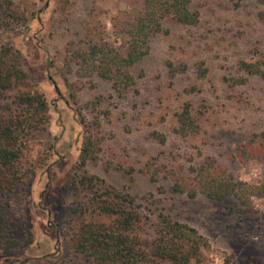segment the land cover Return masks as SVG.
<instances>
[{
  "label": "rangeland",
  "instance_id": "rangeland-1",
  "mask_svg": "<svg viewBox=\"0 0 264 264\" xmlns=\"http://www.w3.org/2000/svg\"><path fill=\"white\" fill-rule=\"evenodd\" d=\"M11 2L16 16L0 30V56L12 50L24 76L12 78L0 99V127L11 106L30 128L22 147L30 174L27 194L10 209L20 246L0 250V264H94L73 248L88 200L78 176L89 125L100 141L88 174L149 205L150 234L155 215L171 212L205 238L204 264H264V196L244 205L173 191L176 181H197L202 166L223 183L264 185V160L238 154L244 144L264 143V77L243 66L264 72L256 1L191 0L199 22L167 23L132 70V85L120 88L97 70L101 55L86 58L92 48L125 50L126 30L114 24L129 18L135 0ZM28 95H39L45 107L15 104L14 97ZM186 109L198 124L190 136L177 131Z\"/></svg>",
  "mask_w": 264,
  "mask_h": 264
},
{
  "label": "trees",
  "instance_id": "trees-1",
  "mask_svg": "<svg viewBox=\"0 0 264 264\" xmlns=\"http://www.w3.org/2000/svg\"><path fill=\"white\" fill-rule=\"evenodd\" d=\"M255 1L261 7L259 16L264 19V0ZM12 7L11 0H0V30L8 27L11 18L16 16ZM198 22L199 14L192 9L191 0H135L129 18L125 22L118 19L114 24L119 32L121 28L126 30L125 50H113L110 45L107 51L92 48L86 62L101 55L102 62L97 67L100 75L114 82L116 88L132 85V70L150 55L153 40L166 32L167 23L194 26ZM15 64L12 50H4L0 56V99L13 87L12 78L24 76H19ZM243 66L250 74L264 77L258 66L247 63ZM170 69H175L172 63ZM14 101L26 108L45 107L39 95L16 96ZM12 112L13 107L9 106L10 124L0 127V250H14L20 246V242H14L12 238L13 227L17 224L10 209L27 194L30 174L22 165L24 137L30 128ZM178 124L177 131L182 136L197 133L198 124L187 109L179 115ZM85 127L88 135L78 181L88 193V200L80 208V223L73 241L75 252L94 264H204L203 250L207 242L195 228L177 220L171 212H159L150 234L144 215L149 205L144 206L133 195L107 187L102 179L88 174L87 164L96 160L100 140L93 126ZM238 154L243 159L264 160V143L259 146L244 144L239 147ZM195 172L197 181L189 184L176 181L173 191L188 193L191 198H196L201 191L210 199L219 201L235 197L244 205L253 197L264 196V185L223 183L214 170L205 166ZM149 201L145 198L146 203Z\"/></svg>",
  "mask_w": 264,
  "mask_h": 264
}]
</instances>
